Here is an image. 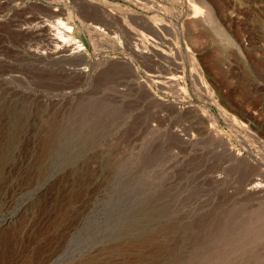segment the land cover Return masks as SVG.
<instances>
[{
  "label": "rangeland",
  "instance_id": "374dc122",
  "mask_svg": "<svg viewBox=\"0 0 264 264\" xmlns=\"http://www.w3.org/2000/svg\"><path fill=\"white\" fill-rule=\"evenodd\" d=\"M158 1L0 0V264H264V0Z\"/></svg>",
  "mask_w": 264,
  "mask_h": 264
},
{
  "label": "bare ground",
  "instance_id": "6f19581e",
  "mask_svg": "<svg viewBox=\"0 0 264 264\" xmlns=\"http://www.w3.org/2000/svg\"><path fill=\"white\" fill-rule=\"evenodd\" d=\"M175 3H177L178 5H180L181 7L188 9L190 12L194 11V9L198 8V9H204L208 12L209 17L211 18L212 22H214V24L216 25H220V17L218 16V12L217 10L211 5L209 4L206 0H173ZM166 5V4H165ZM164 4L160 3L158 0H151V6L152 8H154L155 10H160L162 11L163 9H165L167 6H165ZM170 8V6H169ZM175 8V7H174ZM174 8L173 9V14L174 12ZM171 9V10H172ZM200 9V10H201ZM176 10V9H175ZM165 12H167L166 10H164ZM181 11V10H180ZM177 12V11H176ZM179 12V11H178ZM177 12V15H178ZM181 14V13H180ZM207 14V15H208ZM169 15V14H168ZM172 16V15H171ZM180 17V16H179ZM171 24V23H170ZM42 27H46L45 25ZM50 28V30L55 31V35L54 37L56 39H63L65 41H71L72 42V38L66 39L65 35L63 33H65V31L61 30V27H64L66 29V31L69 33L72 31V27L66 25L63 21L59 20V22H56L54 24H51L48 26ZM90 30H92L94 33L98 31V29H100V27H89ZM77 42H74V44H76ZM67 47V45H66ZM80 47V46H77ZM76 47V48H77ZM66 50V49H65ZM181 82V81H180ZM177 82V83H180ZM182 84V83H181ZM180 84V85H181ZM183 86H181L180 88H182ZM186 89V87H184ZM182 88V89H184ZM211 115V114H210ZM264 176V175H263ZM264 179V178H263ZM262 182H260V180H254L250 183L249 185V191H257L259 189L262 188Z\"/></svg>",
  "mask_w": 264,
  "mask_h": 264
}]
</instances>
